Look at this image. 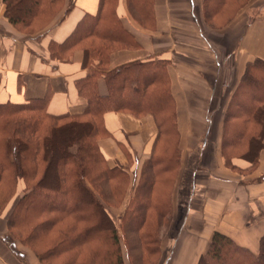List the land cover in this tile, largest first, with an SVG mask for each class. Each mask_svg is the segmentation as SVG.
<instances>
[{"label":"trees","instance_id":"16d2710c","mask_svg":"<svg viewBox=\"0 0 264 264\" xmlns=\"http://www.w3.org/2000/svg\"><path fill=\"white\" fill-rule=\"evenodd\" d=\"M239 1L203 0L201 14L211 22ZM0 3L15 27H32L42 19L55 18L66 7L69 14L75 6L74 0ZM125 3L138 26L156 29L155 0ZM118 4L119 0H99L96 14L87 13L65 41L49 45L51 59L59 62H70L76 50L85 51L87 74L76 80L77 91L86 100L83 112L52 114L47 109L49 96L20 103L0 102V213L15 199L5 212L9 239L16 248L20 243L30 247L41 264H124L118 237L119 222L124 220L135 223L132 231L138 240L134 249L145 245L150 253L154 239L150 232H142L143 227L152 208L161 216L170 204L156 198L158 183L178 158L153 153L138 167L139 160L122 147L129 167L110 164L100 147L103 139L112 137L104 123L107 112L151 116L157 129L156 145L178 128L166 61L133 62L109 69L113 52L141 46L117 15ZM100 79L106 83L104 95L98 90ZM263 133L264 60L256 58L247 63L225 112V159L229 162L233 158H226L225 147L229 154L232 149L244 148L236 156L257 164L253 146ZM134 163L137 167L132 170ZM138 168L141 176L137 184ZM135 184V193L118 218L110 196L117 193L121 198ZM197 264H264V235L258 250L253 251L214 232Z\"/></svg>","mask_w":264,"mask_h":264},{"label":"crops","instance_id":"0c3cea01","mask_svg":"<svg viewBox=\"0 0 264 264\" xmlns=\"http://www.w3.org/2000/svg\"><path fill=\"white\" fill-rule=\"evenodd\" d=\"M74 1L68 15L37 35L15 28L0 3V102L49 96L47 109L52 114L84 111L86 100L79 95L76 80L87 74L85 51L76 50L70 62H59L51 59L49 50L52 42L65 41L84 15L98 11L99 0ZM202 1L155 0L156 29L150 31L138 26L129 16L125 0H119L117 15L141 46L115 51L109 61V69L149 60L169 64L178 129L183 143L195 150L193 168L185 173L188 194L182 231L175 236L165 264H197L214 232L253 251L258 250L264 235V133L253 146L257 164L240 156L228 162L223 154L228 95L239 85L248 62L264 60V8L256 18L239 16L214 34L199 19ZM98 88L101 95L107 93L104 79L99 80ZM214 102L222 103L217 114L211 110ZM200 117L208 127L197 121ZM104 123L112 137L103 139L100 147L110 164L123 159L122 147L139 160L141 153L150 151L157 134L151 116L138 119L107 112ZM200 136L207 137L197 143ZM25 259L0 256V264H41L37 258Z\"/></svg>","mask_w":264,"mask_h":264},{"label":"rangeland","instance_id":"374dc122","mask_svg":"<svg viewBox=\"0 0 264 264\" xmlns=\"http://www.w3.org/2000/svg\"><path fill=\"white\" fill-rule=\"evenodd\" d=\"M264 0H241L238 2V4H234L233 6L229 7L226 11H222L219 13V15L215 16L211 22L205 20L203 18V14L198 12L197 9H195L200 16L199 19H203L205 26L207 29L214 33L219 34L224 30V27H227L231 22H235L236 18L241 17H250L251 19L256 18L259 13L263 10L264 7H262V3ZM196 3V1H195ZM242 4H245L244 6H241ZM198 5V3H197ZM67 7L62 9L53 19H42L41 22H37L34 26H14L17 28L20 32L26 35H37L40 34L43 30H45L47 27L51 26L53 22L60 18H64L68 13H66ZM46 23H48L46 25ZM229 23V24H228ZM228 24V25H227ZM153 29V28H152ZM148 30V29H147ZM151 31V30H150ZM218 47V46H216ZM234 90V89H233ZM232 91V90H231ZM233 94L228 95L227 103L229 104V101L231 99ZM222 99V98H221ZM225 100V98H224ZM220 101V100H219ZM222 101V100H221ZM222 103L220 102H214L212 105V111L217 114L219 112V108L222 106ZM227 106L225 107V112L227 111ZM177 110V108H176ZM211 111V112H212ZM211 113V114H214ZM141 119V118H138ZM178 121V119H177ZM197 121L205 126H209V123L206 122L202 117L200 119H197ZM178 128H176L177 130ZM174 131L173 134H170L168 136H165L164 139L159 141L156 145L155 137L150 145V151L146 153H141V157L139 158V166L143 162L142 160L148 158L151 154L154 153V155H168L169 157L178 158L177 163L173 165V167L170 169L168 173H166L165 178L161 179L160 183H158V188L160 193L157 194L156 198L160 202L161 200L164 201H170L169 207H166L165 213L159 216L156 213V209L152 208L151 216L147 218L146 223L143 227L142 232H150L152 235V239H154V243L152 245H149L150 253L145 250V245L143 247L134 249L135 241L138 240V236L132 231L133 227L135 226V223L127 222L128 220H124L123 222H119L118 226V237H119V245L121 248V254L124 257V261L129 264H165V260L169 255V252L173 248V245L175 243V236L178 234V231L181 229L183 225V217L186 214V208H187V189L185 187V173L192 170V165L194 162V155L195 150H192V148H189L187 146V143H183V136L180 133V130ZM207 136H200L199 142L201 140L206 139ZM194 140V137L192 138ZM195 142V141H193ZM194 144V143H192ZM156 145V147H155ZM155 147V150L153 151ZM226 148L225 155L228 159L230 157H235L236 154H241L243 150L241 149L237 150H231L230 154L228 153V147ZM225 150V149H224ZM224 153V152H223ZM148 155L146 158L144 156ZM144 158V159H143ZM228 161V160H227ZM118 163L129 166L130 164L128 161L123 157L121 161L117 160ZM132 170H135L137 165L135 163L132 165ZM140 168L137 169L136 176H137V184L138 179L141 176L140 175ZM137 184L133 186L131 190H128V192H124L123 195H121V198L117 193L112 194L110 196L111 204L117 209V217L122 216L126 206L132 199L135 189L137 187ZM123 196V198H122ZM146 197V195L144 196ZM13 201L15 199L11 200L10 203H8L6 206V211L12 206ZM5 211V212H6ZM5 212L0 213V256H16L19 259H22L25 254L27 255V258H37L36 253L31 250L30 247H27L26 245H22L21 243L18 244V247L16 248L15 243L12 239H9V228L6 225L5 220ZM150 215V214H149ZM130 225V227H129ZM182 231V229H181ZM187 228H185L186 235ZM142 235V234H141ZM188 235V233H187ZM184 235H182L183 237ZM142 240L144 238L142 237ZM142 253V254H141ZM141 255V258H140ZM26 258V259H27ZM25 259V260H26ZM141 259V261H140ZM124 262V264H125ZM142 262V263H141Z\"/></svg>","mask_w":264,"mask_h":264}]
</instances>
